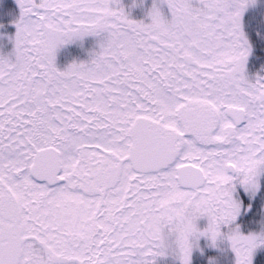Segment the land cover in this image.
I'll list each match as a JSON object with an SVG mask.
<instances>
[{
	"label": "snow or ice",
	"instance_id": "obj_1",
	"mask_svg": "<svg viewBox=\"0 0 264 264\" xmlns=\"http://www.w3.org/2000/svg\"><path fill=\"white\" fill-rule=\"evenodd\" d=\"M14 5L0 264H264V0Z\"/></svg>",
	"mask_w": 264,
	"mask_h": 264
},
{
	"label": "trees",
	"instance_id": "obj_2",
	"mask_svg": "<svg viewBox=\"0 0 264 264\" xmlns=\"http://www.w3.org/2000/svg\"><path fill=\"white\" fill-rule=\"evenodd\" d=\"M3 7L0 8V17L5 23L10 19L9 17L5 16L4 13L11 8H14V0H2Z\"/></svg>",
	"mask_w": 264,
	"mask_h": 264
},
{
	"label": "rangeland",
	"instance_id": "obj_3",
	"mask_svg": "<svg viewBox=\"0 0 264 264\" xmlns=\"http://www.w3.org/2000/svg\"><path fill=\"white\" fill-rule=\"evenodd\" d=\"M0 22H5L4 20H2V18L0 17Z\"/></svg>",
	"mask_w": 264,
	"mask_h": 264
}]
</instances>
